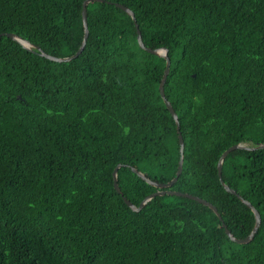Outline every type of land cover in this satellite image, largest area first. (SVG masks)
Listing matches in <instances>:
<instances>
[{
    "label": "trees",
    "instance_id": "1",
    "mask_svg": "<svg viewBox=\"0 0 264 264\" xmlns=\"http://www.w3.org/2000/svg\"><path fill=\"white\" fill-rule=\"evenodd\" d=\"M0 0V264H264V0ZM167 48L165 58L142 48Z\"/></svg>",
    "mask_w": 264,
    "mask_h": 264
},
{
    "label": "water",
    "instance_id": "2",
    "mask_svg": "<svg viewBox=\"0 0 264 264\" xmlns=\"http://www.w3.org/2000/svg\"><path fill=\"white\" fill-rule=\"evenodd\" d=\"M90 1H93V0H83L82 2V21H83V27H84V33H83V38H82V41H81V44L79 45L78 49L70 56H63V57H58V56H53V55H50V54H47L45 52H43L40 47L38 46H34L32 45L30 42H28L27 40L25 39H22L21 37L17 36L15 33H7L6 36L8 37H11L12 39H15L17 41H19L25 48H28L30 49V47H35L39 53L42 55V56H45L46 58L48 59H51V60H54V61H69L73 58H75L76 56H78L82 49L84 48L85 46V43H86V40H87V37H88V25H87V13H86V8H87V4L90 2ZM116 6L124 9L133 19L134 21V24H135V27H136V31H137V40H138V43L139 45L146 49L147 51L151 52V53H154L156 55H159V56H162L165 58L166 62H165V67H164V70H163V74H162V78H161V81L159 83V91H160V95L162 96L164 102H165V105L166 107L168 108L169 112L171 113V115L173 116L174 120H175V123H176V130H177V133H178V141H179V152H180V156H179V160H178V165H177V170H176V173H175V176L169 180L168 182H165V183H160V182H156V181H153L151 180L150 178H148L144 173H142L141 171H139L137 168L135 167H131L132 171L135 172L140 178H142L143 180H145L146 182H148L149 184L155 186L157 188V190L149 195H147L140 203L139 205H135L133 204L130 200H128L121 192L120 190V187L118 186V182H117V171L119 169V167L122 165L120 163H118L113 171H112V176H113V183H114V188L116 189V191L118 193L121 194L124 202L134 211H138L140 210L148 200H150L151 198H153L154 196L156 195H163V194H170V195H181V196H186V197H189L191 199H194L210 208L213 209V211L219 216V218H221V215L220 213L217 211V208L209 201H207L206 199H203L199 196H196V195H193V194H190V193H187V192H180L178 190H171V189H168L170 186H172L178 176L180 175L181 171H182V167H183V158H184V140L182 138V135H181V132H180V124H179V120H178V117H177V114L176 112L174 111L171 103L166 99L165 97V93H164V82L167 78V75H168V72H169V67H170V58L167 54V48L165 47H161V48H149V47H146L142 41V37H141V32L138 28V23L136 22V18L134 16V13L131 9H129L128 7L124 6L123 4H120V3H115ZM3 35L2 33H0V36ZM236 148H243V149H247V150H255V149H259V148H264V142H259V143H256L255 145H248L246 143H236V144H233L231 146H229L227 149H225L219 159H218V163H217V169H218V175H219V178H220V181H221V184L223 185V187L237 195V197L239 199H241L253 212L254 214V225L252 227V230L250 231V233L245 237V238H237L235 237L231 231L226 227V225L224 224V222L222 223L224 228H225V231L226 233L228 234V236L230 237L231 240L235 241V242H238V243H247L249 242L254 234L256 233L258 227L260 226V222H261V216H260V213L258 212V210L251 204V202H249L248 200H246L245 198H243L240 194H238L233 188L229 187L228 185H226L224 183V181L222 180L221 178V171H222V164H223V160L224 158L226 157V155L231 152L232 150L236 149Z\"/></svg>",
    "mask_w": 264,
    "mask_h": 264
}]
</instances>
